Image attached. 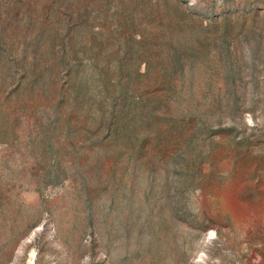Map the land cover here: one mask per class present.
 I'll list each match as a JSON object with an SVG mask.
<instances>
[{"label":"rangeland","instance_id":"rangeland-1","mask_svg":"<svg viewBox=\"0 0 264 264\" xmlns=\"http://www.w3.org/2000/svg\"><path fill=\"white\" fill-rule=\"evenodd\" d=\"M0 264H264V0H0Z\"/></svg>","mask_w":264,"mask_h":264}]
</instances>
